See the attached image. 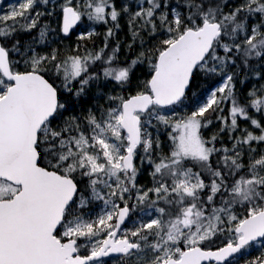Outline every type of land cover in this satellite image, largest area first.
Returning <instances> with one entry per match:
<instances>
[{
    "label": "snow or ice",
    "instance_id": "6c2138e0",
    "mask_svg": "<svg viewBox=\"0 0 264 264\" xmlns=\"http://www.w3.org/2000/svg\"><path fill=\"white\" fill-rule=\"evenodd\" d=\"M122 17L129 50L144 49L124 62L119 41L109 51ZM81 24L71 54L39 51ZM101 24L103 46L81 45ZM145 60L150 78L134 83ZM262 69L264 0H22L0 14V264H102L112 254L118 264H231L264 241V84L245 103L236 90L238 79H264ZM197 72L221 82L177 117ZM89 93L82 115L64 117L62 94ZM217 110L219 131L206 138ZM144 165L148 188L137 183ZM217 236L226 242L213 249Z\"/></svg>",
    "mask_w": 264,
    "mask_h": 264
},
{
    "label": "trees",
    "instance_id": "16d2710c",
    "mask_svg": "<svg viewBox=\"0 0 264 264\" xmlns=\"http://www.w3.org/2000/svg\"><path fill=\"white\" fill-rule=\"evenodd\" d=\"M6 1L7 0H0V5L5 4ZM47 20H48V17L45 16V17H42L41 22L43 23V22H45ZM8 23H11V21H9ZM120 24H121V29L116 33V36L110 41L109 51L111 50V46H115L117 41L120 42L121 47H124V45H128L131 42V40H132L131 36L129 35V30L126 29V24L123 23V22H120ZM79 26H82L84 28L86 27L84 24H81ZM79 26H77L75 28V30L71 32L69 37L65 38V37H63L62 34L59 35V36H62L64 40L71 39L72 36L76 33L77 28ZM52 27H54V28L56 27L55 23L52 24ZM96 31L98 33H100V35H98L96 37H93L92 40H86V41L80 42L81 45H86L89 50H98L99 48H101L103 46V43H104V35L103 34L106 31L105 25L101 24V25L96 26ZM17 35H18V38L21 40V42H25V41H28L31 38V36H35L36 35V31L34 30L31 34L18 33ZM57 36L58 35L54 34L53 37L51 38L49 46L47 48L40 47L39 51H41V52H50L51 49L58 48L60 50V55L61 56L65 55V54H71L72 51H73L72 45H63V44L58 43L57 40H56ZM76 42H77V39H76ZM156 43H157V41L153 40V42L149 45L150 49ZM138 46H139V43L137 42L136 44L133 45V47L130 50L128 48V52L129 53L127 54V56L128 55L129 56L126 57L124 61H126V60L130 61V60L135 58V57L134 58L132 57V55L134 54L132 52V49L137 48ZM82 51H83V49H81V52ZM20 64H17L16 66H20ZM93 70H95V69H93ZM262 71H264V69H262ZM149 72H150V68L148 66V63H147V61H144L142 64H140L136 68L135 77H134V83L139 78H144V80L149 79L150 78ZM219 80H220L219 77H216V76H207L206 77L203 73L197 72L195 74V76L193 77V79H192L191 87L187 90V99L181 105H183L186 108H188L189 110H191L196 105L195 100L197 98L200 100L208 90H210L216 83L219 82ZM261 84H264V79L257 80V79L251 78V79H247L244 84H241L239 82V79H238L236 81V90H237V94L240 97L241 102L242 103L247 102V93H248L249 89H251L254 85L256 87H259ZM131 91H134V89L131 90ZM194 94H195V96H194ZM60 100H61V102L67 101V104H68V111L64 112V117H67V115H69V113H72V114H75V115L76 114H81L82 115V112L85 111L93 103V101L91 99V93H89V95L87 97H82L79 100V102H77L76 100L72 99L71 97H69L66 94H62L60 96ZM181 105H176L174 107H180ZM221 107L224 109L222 115L227 117L228 116V107L229 106L227 105V103H225V104H222ZM217 115H220L219 110H217L216 112H210L209 114H207V119L212 120L213 123L211 124V126H209L208 128L203 130L202 134H203L204 137H206V138L210 137L212 134L217 133L219 131L220 123L216 119ZM62 118L63 117H61V119ZM257 118L261 119V117L258 114H257ZM239 124H240L241 128L249 126L248 122L244 121V120H240ZM168 131H170V129H167V130L164 131L163 134H160V139H161V141L164 144V151L165 152L168 151V144H169ZM236 135H240V133L238 132V133H236ZM221 139L223 140L224 144H226L228 147H231V143L228 140L227 133L222 134ZM217 146H220V140L217 141ZM261 149L264 150V144H262V148ZM245 163H247L246 159H245ZM148 169H149V166H147V165L143 166L142 173L139 176V182H138L139 185H142V186L150 185V186H152V178H151V176H148V178L146 176ZM235 211L237 213L243 214L245 209H243L242 207L238 206V207H236ZM134 216H135V214H134ZM216 238H218V236ZM84 254H86V253H84ZM238 254H236L235 257L238 256ZM118 260H119V257L108 258V259H104L102 264H118ZM253 260H255V259H253ZM250 261H252V260H250ZM247 262H249V260ZM247 262H246V264H247Z\"/></svg>",
    "mask_w": 264,
    "mask_h": 264
},
{
    "label": "rangeland",
    "instance_id": "374dc122",
    "mask_svg": "<svg viewBox=\"0 0 264 264\" xmlns=\"http://www.w3.org/2000/svg\"><path fill=\"white\" fill-rule=\"evenodd\" d=\"M21 2H22V0H7V1L5 2V4L0 5V14H5V13H7V12L9 11V9H10L12 6H17V5H19V3H21ZM36 7H37V8H40L41 6L38 4ZM35 10H36V9H33V14H34ZM125 20H126V18L122 17V18L120 19V22H123V23L126 24ZM126 29L128 30L127 24H126ZM86 30H87L86 27L84 28V27H82V26H79V27L77 28L76 33L72 36L71 39L64 40L62 36H59V35H58V36L56 37V40H57L58 43L63 44V45H72V49L74 50V49L76 48V45H77V42H76V36H77V34H78L79 32H81V31H86ZM126 38H127V37H126ZM152 42H153V40L148 41L147 44H146V48L150 49V46H149V45H150ZM143 50H144V49H142L140 46H138L137 48L132 49V52L134 53V54L132 55V57H133V58L136 57V56L138 55V53L141 52V51H143ZM128 53H129V52H128V45H124V47H121V48H120V52H119V60H120L121 62H124L125 58L129 56V55L127 56ZM130 61H131V60H130ZM145 61H147V60H145ZM22 66H23V67H22ZM14 70H15V71H25L26 69H25L23 63L21 62L20 66H15ZM138 81H144V78H139ZM220 82H221V81L219 80V82L216 83L212 88L218 86ZM109 87H111V85H109ZM212 88H211V89H212ZM211 89H210V90H211ZM210 90H208L207 92H209ZM207 92H206V93L204 94V96L200 99L201 101L204 99V97L206 96ZM195 107H196V105H195L191 110H189V109L186 108L185 106L181 105L180 107H174L173 110L175 111L177 117H179V116H183V115H185V114L190 113L191 111H193V110L195 109ZM83 112H84V111H83ZM83 112H82V114H83ZM167 114H170V113H167ZM69 115H75V114L69 113ZM69 115H67V116H69ZM249 130H253V129L249 128ZM164 131H165V129H161V134H163ZM256 132H257V134H259V133H258V130H256ZM163 145H164V144H163ZM259 147H260V148L258 149V152H257V154H256L257 156L259 155V150H262V149H261V148H262V144H261ZM166 152H167V151H166ZM244 159H246V162H247V156H245ZM137 163H138V161H137ZM147 166H148V165H147ZM149 171H150V168L148 169L147 174H146L147 178H148V176H150V175H149ZM141 173H142V171H141ZM141 173H140V175H141ZM140 175H139V176H140ZM138 182H139V177H138L137 183H138ZM144 187H145V188H148V187H151V186H150V185H145ZM97 211H98V209H97ZM236 213H237V212H236ZM237 214H238V215H242V214H240V213H237ZM137 219H138L137 215H135V216L133 215L132 217H130V218L128 219V221L125 223V225H124L122 228H125V229H126V228H131V227L133 226V223H134ZM145 222H146V221H145ZM225 242H226V239H225L224 236H218V238H216L215 241H214L211 245H209V246L212 247V248H215V247H217V246H221V245H222L223 243H225ZM262 244H264V241H258V242H256V243H253L250 247H248L247 249L241 251V252L238 254V256L234 257V261L231 262V264H246V262H247L248 260L250 261V260H253V259H256V258H264V246H261ZM84 253H85V252L82 251L81 254H84ZM103 261H104V260L102 259V262H103Z\"/></svg>",
    "mask_w": 264,
    "mask_h": 264
},
{
    "label": "water",
    "instance_id": "95a60500",
    "mask_svg": "<svg viewBox=\"0 0 264 264\" xmlns=\"http://www.w3.org/2000/svg\"><path fill=\"white\" fill-rule=\"evenodd\" d=\"M215 249V248H214ZM117 255L116 254H112V255H110L109 257H116ZM109 257H105V258H109ZM101 259H103V258H101ZM205 263H209V262H207V261H205V262H203V264H205ZM212 263H215V262H212Z\"/></svg>",
    "mask_w": 264,
    "mask_h": 264
}]
</instances>
